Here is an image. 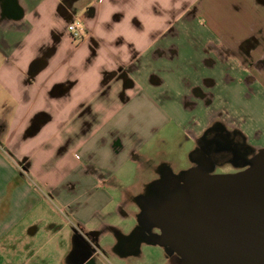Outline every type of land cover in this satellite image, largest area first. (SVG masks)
<instances>
[{"label": "crops", "instance_id": "crops-1", "mask_svg": "<svg viewBox=\"0 0 264 264\" xmlns=\"http://www.w3.org/2000/svg\"><path fill=\"white\" fill-rule=\"evenodd\" d=\"M224 111L264 114V0H0V264L43 227L113 251L125 165Z\"/></svg>", "mask_w": 264, "mask_h": 264}, {"label": "water", "instance_id": "water-1", "mask_svg": "<svg viewBox=\"0 0 264 264\" xmlns=\"http://www.w3.org/2000/svg\"><path fill=\"white\" fill-rule=\"evenodd\" d=\"M157 188V198L142 208L160 229L151 243L176 252L184 264H264V149L244 171L212 175L191 168L170 173ZM83 239L74 232L67 264L92 256Z\"/></svg>", "mask_w": 264, "mask_h": 264}, {"label": "rangeland", "instance_id": "rangeland-1", "mask_svg": "<svg viewBox=\"0 0 264 264\" xmlns=\"http://www.w3.org/2000/svg\"><path fill=\"white\" fill-rule=\"evenodd\" d=\"M216 116L214 120L220 119L239 128L247 125L249 132L254 133L252 144L264 149L263 113L253 114V119L251 115L245 114L243 111L234 114L224 111V113H219ZM196 120V118H193L192 121H189V124L195 125ZM253 120L258 121V123L256 124ZM253 122L260 129H257ZM190 130L192 129H186L173 122L168 127V131H161L152 143L141 148L140 158L131 160L122 169L119 176L121 182L119 183L124 187L122 186L118 190L115 189V197L119 200L126 199L127 202L124 208L126 214L124 216L123 213H116L112 220L119 222L123 233L129 234L136 226L139 220L138 216L142 212L139 206L140 199L149 197L154 200L157 198L158 182L163 180L164 176H167V174L164 175L166 171L181 176L191 169L194 141ZM226 169L228 168L214 169L211 172L218 175L222 174L220 171ZM169 172L168 174H170ZM114 238L112 234L108 235L102 245L112 244ZM27 245L29 248L28 264H67V255L71 249V235L69 236L65 229L49 232L43 227L35 236L28 238ZM166 249V247L159 244L142 242L139 256L131 257L129 261L131 260L132 264H162ZM110 252L112 255L115 254L113 251ZM99 261H102L101 257ZM126 262L127 260L117 259V257L112 260L113 264H125Z\"/></svg>", "mask_w": 264, "mask_h": 264}, {"label": "flooded vegetation", "instance_id": "flooded-vegetation-1", "mask_svg": "<svg viewBox=\"0 0 264 264\" xmlns=\"http://www.w3.org/2000/svg\"><path fill=\"white\" fill-rule=\"evenodd\" d=\"M192 140L194 141V148L192 150L193 163L191 168H199L212 175L214 173L211 171L214 169L226 167L228 169L220 171L222 174H233L246 170L250 167L253 157L261 150V148L251 144L241 128L231 123H225L220 119L211 122L199 135L192 136ZM168 172L166 171L164 174L167 176L163 175V180L170 175ZM153 201L149 197L141 198L139 206L146 211ZM138 218L136 226L129 234L118 235L116 246L113 249L115 256L110 251L101 249L99 244L100 231L82 233L84 239L81 240L80 245H84L88 252L92 248V256L86 264H113L112 260L115 257L127 260L125 264H132L129 259L139 256L142 242L150 243V237L160 233V229L153 224L145 212H141ZM100 257L101 262L99 261ZM162 264L184 263L176 252L166 249Z\"/></svg>", "mask_w": 264, "mask_h": 264}, {"label": "built area", "instance_id": "built-area-1", "mask_svg": "<svg viewBox=\"0 0 264 264\" xmlns=\"http://www.w3.org/2000/svg\"><path fill=\"white\" fill-rule=\"evenodd\" d=\"M79 25H81V21H73L69 24L68 29L77 40L82 41L85 38V34H82L79 30Z\"/></svg>", "mask_w": 264, "mask_h": 264}]
</instances>
